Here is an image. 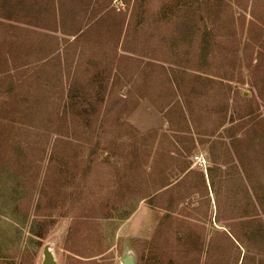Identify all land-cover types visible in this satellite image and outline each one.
Returning a JSON list of instances; mask_svg holds the SVG:
<instances>
[{"label": "rangeland", "instance_id": "obj_1", "mask_svg": "<svg viewBox=\"0 0 264 264\" xmlns=\"http://www.w3.org/2000/svg\"><path fill=\"white\" fill-rule=\"evenodd\" d=\"M0 264H264V0H0Z\"/></svg>", "mask_w": 264, "mask_h": 264}, {"label": "crops", "instance_id": "obj_2", "mask_svg": "<svg viewBox=\"0 0 264 264\" xmlns=\"http://www.w3.org/2000/svg\"><path fill=\"white\" fill-rule=\"evenodd\" d=\"M144 104H145V103H142V104L139 106V108L137 109L136 112H138V110H144V109H143V108H144ZM136 114H138V113H135L134 115L136 116ZM134 115H133V116H134ZM135 120H136V119H135ZM141 122H142L141 120H136V121H135L137 127H139L140 129H143V130H147L149 127L146 126L145 123H141Z\"/></svg>", "mask_w": 264, "mask_h": 264}, {"label": "built area", "instance_id": "obj_3", "mask_svg": "<svg viewBox=\"0 0 264 264\" xmlns=\"http://www.w3.org/2000/svg\"><path fill=\"white\" fill-rule=\"evenodd\" d=\"M194 160H196L197 163H203L204 162V159L202 156H195L194 157Z\"/></svg>", "mask_w": 264, "mask_h": 264}, {"label": "trees", "instance_id": "obj_4", "mask_svg": "<svg viewBox=\"0 0 264 264\" xmlns=\"http://www.w3.org/2000/svg\"><path fill=\"white\" fill-rule=\"evenodd\" d=\"M231 236L238 241V238L234 234H231Z\"/></svg>", "mask_w": 264, "mask_h": 264}]
</instances>
